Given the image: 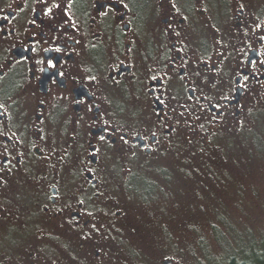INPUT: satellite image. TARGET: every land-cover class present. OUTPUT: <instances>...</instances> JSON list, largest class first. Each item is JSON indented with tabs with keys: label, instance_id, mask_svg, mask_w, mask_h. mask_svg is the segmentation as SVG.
<instances>
[{
	"label": "flooded vegetation",
	"instance_id": "obj_1",
	"mask_svg": "<svg viewBox=\"0 0 264 264\" xmlns=\"http://www.w3.org/2000/svg\"><path fill=\"white\" fill-rule=\"evenodd\" d=\"M263 91L264 0H0V264L116 261L112 161Z\"/></svg>",
	"mask_w": 264,
	"mask_h": 264
},
{
	"label": "rangeland",
	"instance_id": "obj_2",
	"mask_svg": "<svg viewBox=\"0 0 264 264\" xmlns=\"http://www.w3.org/2000/svg\"><path fill=\"white\" fill-rule=\"evenodd\" d=\"M106 183L129 216L109 264H228L263 247L264 91L238 119L189 116L153 156L112 161Z\"/></svg>",
	"mask_w": 264,
	"mask_h": 264
},
{
	"label": "trees",
	"instance_id": "obj_3",
	"mask_svg": "<svg viewBox=\"0 0 264 264\" xmlns=\"http://www.w3.org/2000/svg\"><path fill=\"white\" fill-rule=\"evenodd\" d=\"M228 264H264V246L252 249L241 259L233 257Z\"/></svg>",
	"mask_w": 264,
	"mask_h": 264
},
{
	"label": "water",
	"instance_id": "obj_4",
	"mask_svg": "<svg viewBox=\"0 0 264 264\" xmlns=\"http://www.w3.org/2000/svg\"><path fill=\"white\" fill-rule=\"evenodd\" d=\"M165 264H169V263L167 262V263H165Z\"/></svg>",
	"mask_w": 264,
	"mask_h": 264
}]
</instances>
